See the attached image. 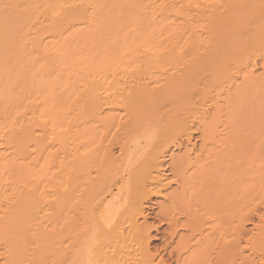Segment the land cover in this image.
<instances>
[{
  "label": "bare ground",
  "instance_id": "bare-ground-1",
  "mask_svg": "<svg viewBox=\"0 0 264 264\" xmlns=\"http://www.w3.org/2000/svg\"><path fill=\"white\" fill-rule=\"evenodd\" d=\"M262 259L264 0H0V264Z\"/></svg>",
  "mask_w": 264,
  "mask_h": 264
},
{
  "label": "rangeland",
  "instance_id": "rangeland-1",
  "mask_svg": "<svg viewBox=\"0 0 264 264\" xmlns=\"http://www.w3.org/2000/svg\"><path fill=\"white\" fill-rule=\"evenodd\" d=\"M158 201V203H156ZM162 201L161 198L156 200V202L152 203L151 209H150V217L152 221L158 222L157 219V212L159 210V203ZM166 234H167V225H160L159 229L156 231V236L154 239V245L158 247L162 253L168 254L169 250L172 247H169L168 250L166 249Z\"/></svg>",
  "mask_w": 264,
  "mask_h": 264
},
{
  "label": "snow or ice",
  "instance_id": "snow-or-ice-1",
  "mask_svg": "<svg viewBox=\"0 0 264 264\" xmlns=\"http://www.w3.org/2000/svg\"><path fill=\"white\" fill-rule=\"evenodd\" d=\"M14 7H17L16 5H9V4H4L3 5V8L5 10V13H7V11L10 9V8H14ZM253 264H255V262H253ZM259 264H264V259H262Z\"/></svg>",
  "mask_w": 264,
  "mask_h": 264
}]
</instances>
